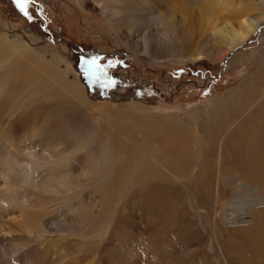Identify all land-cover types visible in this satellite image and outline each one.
Instances as JSON below:
<instances>
[{
  "label": "bare ground",
  "instance_id": "1",
  "mask_svg": "<svg viewBox=\"0 0 264 264\" xmlns=\"http://www.w3.org/2000/svg\"><path fill=\"white\" fill-rule=\"evenodd\" d=\"M90 1L159 64L217 62L264 22V0ZM47 51L0 26V264H264L263 89L168 112Z\"/></svg>",
  "mask_w": 264,
  "mask_h": 264
},
{
  "label": "rangeland",
  "instance_id": "2",
  "mask_svg": "<svg viewBox=\"0 0 264 264\" xmlns=\"http://www.w3.org/2000/svg\"><path fill=\"white\" fill-rule=\"evenodd\" d=\"M28 13L31 20L19 11L14 0H0V26L8 32L9 38L21 31L39 35L50 50L46 57L50 58L48 52L61 54L60 67L69 68L67 78L86 86L91 95L96 89L112 93L119 86L129 96L148 98L169 112L183 106L202 107L216 95L227 98L230 89L240 91L249 79L255 88L253 93L251 87L246 89L249 99L264 90V78L253 77L259 61L264 64V22L249 39L217 62L200 59L172 61L168 65L159 64L160 59L150 61L142 53L135 55L120 41L110 37L107 34L108 22L90 0L85 3L79 0H34L28 7ZM146 26L140 25L139 31L143 32ZM200 38L198 36L195 40ZM197 46L199 44L194 42L187 46V50ZM231 56H235L233 63ZM93 57L100 58V65L113 62L114 66L107 72L117 81L115 87L102 88L84 76L80 62ZM262 63L260 68L264 67ZM6 119L4 116L0 118V128Z\"/></svg>",
  "mask_w": 264,
  "mask_h": 264
},
{
  "label": "snow or ice",
  "instance_id": "3",
  "mask_svg": "<svg viewBox=\"0 0 264 264\" xmlns=\"http://www.w3.org/2000/svg\"><path fill=\"white\" fill-rule=\"evenodd\" d=\"M34 0H14L16 7L19 11L31 20V16L28 13V7L32 4ZM99 57H93L91 59H82L80 62V68L84 76L91 83H96L102 88L115 87L117 81L112 79L107 72V69L113 67L112 61H109L107 65H100L98 63Z\"/></svg>",
  "mask_w": 264,
  "mask_h": 264
}]
</instances>
